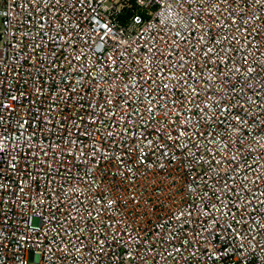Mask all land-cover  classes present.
Instances as JSON below:
<instances>
[{"label":"built area","instance_id":"1","mask_svg":"<svg viewBox=\"0 0 264 264\" xmlns=\"http://www.w3.org/2000/svg\"><path fill=\"white\" fill-rule=\"evenodd\" d=\"M0 264H264V0H0Z\"/></svg>","mask_w":264,"mask_h":264},{"label":"rangeland","instance_id":"2","mask_svg":"<svg viewBox=\"0 0 264 264\" xmlns=\"http://www.w3.org/2000/svg\"><path fill=\"white\" fill-rule=\"evenodd\" d=\"M34 224H37V221L36 220H34Z\"/></svg>","mask_w":264,"mask_h":264}]
</instances>
